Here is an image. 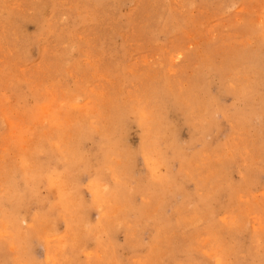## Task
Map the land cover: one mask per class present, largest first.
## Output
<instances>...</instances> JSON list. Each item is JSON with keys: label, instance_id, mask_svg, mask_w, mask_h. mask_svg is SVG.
I'll use <instances>...</instances> for the list:
<instances>
[{"label": "rangeland", "instance_id": "374dc122", "mask_svg": "<svg viewBox=\"0 0 264 264\" xmlns=\"http://www.w3.org/2000/svg\"><path fill=\"white\" fill-rule=\"evenodd\" d=\"M155 263L264 264V0H0V264Z\"/></svg>", "mask_w": 264, "mask_h": 264}, {"label": "bare ground", "instance_id": "6f19581e", "mask_svg": "<svg viewBox=\"0 0 264 264\" xmlns=\"http://www.w3.org/2000/svg\"><path fill=\"white\" fill-rule=\"evenodd\" d=\"M102 19V18H101ZM68 41V40H67ZM72 41V40H71ZM245 43V42H244ZM69 45V44H68ZM10 54V53H9ZM70 56V55H69ZM103 76V75H102ZM37 86V85H36ZM33 91V90H32ZM144 117V116H143ZM80 141V140H79ZM112 154V152H111ZM8 158V157H7ZM144 215V214H143ZM194 217V216H193ZM225 220V219H224ZM191 221V220H190ZM188 222V221H187ZM227 222V221H226ZM186 223V222H185ZM263 228V227H262ZM209 241V240H208ZM228 248V247H227ZM152 261V260H151ZM156 261V260H155ZM156 264V263H155Z\"/></svg>", "mask_w": 264, "mask_h": 264}]
</instances>
